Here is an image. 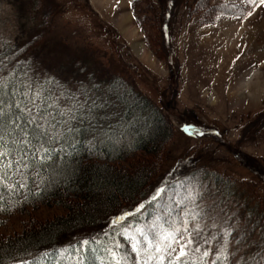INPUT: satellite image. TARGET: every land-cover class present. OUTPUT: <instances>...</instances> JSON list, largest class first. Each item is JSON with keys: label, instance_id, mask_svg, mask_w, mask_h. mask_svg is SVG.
Instances as JSON below:
<instances>
[{"label": "rangeland", "instance_id": "374dc122", "mask_svg": "<svg viewBox=\"0 0 264 264\" xmlns=\"http://www.w3.org/2000/svg\"><path fill=\"white\" fill-rule=\"evenodd\" d=\"M92 3L0 0V44L36 37L51 71L77 58L100 75L133 81L158 102L174 128L166 165L188 155L186 165L228 177L234 190L227 198L217 186L201 204L193 202L201 219L188 223L190 231L199 224L204 236H216L217 229L244 219L237 197L247 198L256 215L264 213V3L178 0L168 4L165 18L164 0H94L98 8ZM64 213L42 206L15 214L0 226V237L27 231L33 218L41 223Z\"/></svg>", "mask_w": 264, "mask_h": 264}, {"label": "trees", "instance_id": "16d2710c", "mask_svg": "<svg viewBox=\"0 0 264 264\" xmlns=\"http://www.w3.org/2000/svg\"><path fill=\"white\" fill-rule=\"evenodd\" d=\"M177 1L164 0V5L167 4L163 11L164 18L169 14L168 4ZM36 40L34 37L33 41L23 43L3 41L0 44V59L7 57L5 63L9 68L18 59L19 62L14 64L20 70L17 75H22L23 71H29L30 75L34 72L32 79L39 80L44 89L62 87L67 92H74L84 85L85 91L98 95L91 88V85H98L101 89L110 90L108 95L113 99L119 97V103L96 112V123L104 130L102 134L95 138L87 132L77 134L74 142L69 139L56 146L58 150L51 153L52 161H46L41 170L42 176L56 182L41 184L42 191L35 195L31 181V192L0 189V207L3 208L0 211V226L15 214L28 213L42 206H58L66 210V213L47 222L38 223L33 218V223L29 222V229L16 237H0V264H12L13 257H23L30 262L35 261V264H57V260L61 264H73L65 253H71L69 245L77 247L81 239L96 240L95 244H90L86 255L81 256L82 264H110L105 248L111 247V238L122 229H130L128 234H132L137 228L147 229L154 220L167 229L169 224L185 214H191L188 223L193 224L201 217L198 207L192 203L197 201L201 204L208 192L213 191L212 188L220 186L225 197L234 196L228 177L208 169H196L189 163L186 165L188 155L178 159L170 168L166 165V148L174 136L173 124L161 105L137 90L133 81L112 75V72L100 75L88 62L73 57L65 59L60 70L51 71L50 62L47 63L46 56L41 54L45 48L40 47ZM6 42L11 46H3ZM45 80L48 82L45 83ZM75 94L79 95V92ZM68 143H73L74 147L69 148ZM46 146L53 147L50 143ZM25 151L30 155V149ZM242 155L241 152L237 153L243 160ZM245 157V160H249ZM32 163L40 167L39 162L33 160ZM245 165L251 166L248 161H245ZM254 168L256 172H262L261 164ZM261 176L264 178V174ZM158 187H166L162 199L135 214V205L142 199L150 198ZM237 198V201L240 200L237 208H244V219L254 221L264 215L258 211L260 215L257 216V211L247 198ZM123 212L134 214L113 228L111 220ZM105 233H108V237H105ZM115 238L119 242L120 255L127 258L126 264H133L135 254L130 242L124 237ZM228 243L230 237H225L224 247H230ZM199 247L207 250L209 257L202 258V253L193 252L188 257L193 264L197 257L207 259L208 264H212V261L227 264L223 255H215V250L221 248L216 240H212L207 247L202 242ZM258 250L253 247V251ZM189 251H193L192 248ZM185 264L188 262L185 261ZM247 264L254 262L248 260Z\"/></svg>", "mask_w": 264, "mask_h": 264}, {"label": "snow or ice", "instance_id": "6c2138e0", "mask_svg": "<svg viewBox=\"0 0 264 264\" xmlns=\"http://www.w3.org/2000/svg\"><path fill=\"white\" fill-rule=\"evenodd\" d=\"M3 46L11 45L6 42ZM6 60L7 57L0 59V189L31 192V181L35 195L42 191L41 184L56 182L41 174L44 163L53 159L51 153L58 150L56 146L69 139L74 142L77 134L87 132L94 138L102 134L104 130L96 123V112L114 107L119 103V97L113 99L108 95L110 90L101 89L98 85H91L98 95L85 91L84 85L74 92H67L62 87L55 90L44 89L39 80L32 79L34 72L30 75L29 71H23L22 75H17L20 70L14 64L19 62L18 59L12 68L8 67ZM44 82L47 83L48 80ZM49 143L53 147H47L46 144ZM67 146L72 148L74 144L68 143ZM25 149L31 150L30 155ZM33 160L39 162V168L33 165ZM165 191L166 187H158L150 198L139 201L135 205V214L162 199ZM2 210L0 207V211ZM133 214L123 212L113 217V228L120 226ZM190 215L185 214L173 221L167 229L154 220L147 229L137 228L132 234H128L130 229L117 232L111 238V247L105 248L110 264H126L127 261L126 257L120 255L116 236L124 237L130 242L135 254L133 264H185V261L193 264L188 260L193 252L202 253V258H208L209 252L199 247L198 238L202 231L200 225H196L194 232L188 227ZM231 220L236 221V217H231ZM215 227L213 224V228ZM104 235L108 237V233ZM225 237H230L231 247H224ZM212 240L221 244V248L215 250V255H223L227 264H247L248 260H252L254 264H264V217L259 221L245 218L229 223L227 228L217 229L215 237L209 233V237L203 238L205 247ZM95 243V239H81L77 242V247L69 245L71 253L65 255L69 256L73 264H82L81 256L86 255L90 244ZM254 246L259 250L253 251ZM189 248L193 251H189ZM202 258L197 257L195 264H201ZM12 264H35V261L13 257ZM57 264H61V261L57 260ZM202 264H208V260L203 259ZM212 264H218V261H212Z\"/></svg>", "mask_w": 264, "mask_h": 264}, {"label": "crops", "instance_id": "0c3cea01", "mask_svg": "<svg viewBox=\"0 0 264 264\" xmlns=\"http://www.w3.org/2000/svg\"><path fill=\"white\" fill-rule=\"evenodd\" d=\"M90 1H91V3H92V2L94 3V0H90ZM95 1H97V0H95ZM93 3H92V4H93ZM94 5H95L96 8H98L97 5H96L95 3H94Z\"/></svg>", "mask_w": 264, "mask_h": 264}]
</instances>
